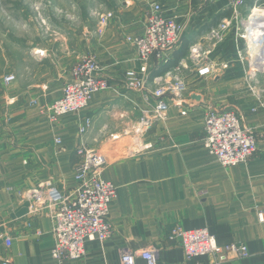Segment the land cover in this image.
<instances>
[{
	"label": "crops",
	"instance_id": "1",
	"mask_svg": "<svg viewBox=\"0 0 264 264\" xmlns=\"http://www.w3.org/2000/svg\"><path fill=\"white\" fill-rule=\"evenodd\" d=\"M152 2L180 22L183 31L165 59H150L149 85L154 88L152 78L182 63L186 90L182 106L170 102L166 117L154 120L139 135L134 134L135 122L140 109L148 106L141 92L125 84L126 72L140 65L127 36L143 32ZM256 2L264 0H245L240 14L244 16ZM104 4L98 11H112L113 16L103 24L86 14L79 25L65 24L47 38L27 26L18 47L13 43L14 48L6 51L0 45V260L121 264L122 252L152 246L158 264H215L211 255L187 258L179 243L169 238L174 227H206L219 246L241 243L249 252L238 257L225 251L216 264H264V108L250 109L245 64L237 58L245 41L234 27L219 42L206 38L212 26L231 16L227 0H104ZM194 44L201 53L197 60L189 56ZM86 55H93L103 67L110 88L94 93L86 108L51 123L38 107L60 97L63 85L71 80L70 68ZM201 65H210L211 72L198 76ZM8 74L15 79L4 83ZM211 108L234 110L242 125L251 129L257 150L247 161L226 167L204 147L203 121ZM86 118L91 124L80 135L78 128ZM79 146L105 158L101 177L117 187L108 215L113 229L104 241H86L83 258L59 262L51 255L53 208L43 200L37 206L33 194L42 195L49 186L65 195L74 191ZM5 236L11 240L9 246ZM136 264L146 263L137 257Z\"/></svg>",
	"mask_w": 264,
	"mask_h": 264
},
{
	"label": "built area",
	"instance_id": "2",
	"mask_svg": "<svg viewBox=\"0 0 264 264\" xmlns=\"http://www.w3.org/2000/svg\"><path fill=\"white\" fill-rule=\"evenodd\" d=\"M231 8V16L222 18L212 26L206 38L212 42L223 39L226 31L234 27L237 36L245 41V47L237 54L238 60L245 64L244 82L249 99L253 106L251 111L264 108V2H256L244 16L239 8L245 0H227ZM98 22L105 23L113 16L112 11H95ZM183 25L173 17L163 13L157 2L150 4L146 14L144 30L141 34L127 36V41L135 48L140 65L137 70H128L125 75L127 87L141 92L144 103L148 107L140 109V117L135 122L134 134L142 133L154 120L164 119L169 103L182 106L186 82L180 74V66L174 71H167L155 76L151 82L147 78L148 64L152 57L165 59V55L178 43ZM209 51L203 52L207 54ZM191 60L201 57L199 45L190 47ZM103 67L93 55L80 57L70 68L71 80L62 87L60 97L39 106V111L46 114L51 123L70 112L86 108L94 93L110 88L108 79L102 74ZM211 72L210 65H201L197 69L198 76ZM15 76H4V83L13 81ZM149 96L155 99L150 101ZM37 105V101H31ZM185 114V110L180 111ZM90 118H86L79 126L78 133L85 134L90 126ZM60 143V139H55ZM149 144H146L147 146ZM203 145L223 166H234L248 160L257 150L255 136L250 128L243 126L234 110L209 109L203 121ZM78 160L74 165L76 188L70 195H65L56 186H49L42 195L33 194L35 204L46 201L52 206L53 246L51 255L61 262L77 260L85 255V242L88 240L104 241L112 234V224L108 219L109 207L117 195V187L101 177L105 158L93 149L79 146L76 149ZM34 210V209H33ZM169 238L176 240L187 258L211 255L216 257L215 264L225 251L238 257H246L247 246L232 243L219 246L215 237L206 227L184 229L174 227ZM7 246L11 244L8 237H3ZM140 257L146 264H158L157 251L150 246L139 251L126 250L121 254V264H136ZM0 264H11L9 259L0 260Z\"/></svg>",
	"mask_w": 264,
	"mask_h": 264
},
{
	"label": "rangeland",
	"instance_id": "3",
	"mask_svg": "<svg viewBox=\"0 0 264 264\" xmlns=\"http://www.w3.org/2000/svg\"><path fill=\"white\" fill-rule=\"evenodd\" d=\"M103 4L104 0H0V45L6 51L14 48L13 43L18 47L27 26L47 38L65 24L79 25L83 15L97 19L94 13Z\"/></svg>",
	"mask_w": 264,
	"mask_h": 264
}]
</instances>
